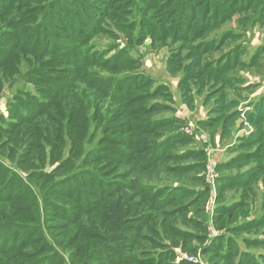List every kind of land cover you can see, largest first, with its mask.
Returning a JSON list of instances; mask_svg holds the SVG:
<instances>
[{
  "label": "trees",
  "instance_id": "1",
  "mask_svg": "<svg viewBox=\"0 0 264 264\" xmlns=\"http://www.w3.org/2000/svg\"><path fill=\"white\" fill-rule=\"evenodd\" d=\"M29 1L33 0H18L14 5L10 0L6 1L7 4L0 2V91L9 80L8 76L12 78L13 75H19L18 65L24 63V80L36 87L38 96L19 91L24 98H15L18 106L15 105L12 111H8L7 116H1V120L5 121L8 127L0 126V132L7 135L4 142L9 140L7 147H11L13 156L17 157L19 169L29 173L28 178L33 179L32 181L38 178L51 179V182L42 195V205H32L34 217L28 216L27 213L24 216L22 210L19 213L6 210V214H0V236L6 235L9 239L6 240L5 246L0 248V264H63L57 254L49 251L51 245L46 243H43L41 249L49 251L48 256L35 258L37 252L41 251L35 245L40 242L38 239H42L40 235L39 238L38 232H42L44 223L51 230L58 227L60 233L55 234L61 237L62 241L67 233H74L78 235V239H83L85 245L92 241L98 242L95 250L91 251V246L85 247L86 258H82L84 263L81 264H188L181 260L174 262V258H171L174 256V248L168 247L166 252H163L164 249L160 248L153 250L144 247L146 250H142V245L136 246L141 238L140 233L149 232L153 228L150 222L152 217L147 209L143 211L144 207L157 210L164 206L169 207L177 199L172 196L185 193L179 186L153 187L144 184L142 181L147 178L146 173L161 168L164 162H181L193 152L173 153L174 148L179 145H191L192 140L177 132L182 125L179 118L163 115L154 118L156 114L171 112L166 103L172 102L171 97L165 86L157 85L153 88L154 80L138 72V61L131 56V52L147 38L151 40V45L155 42L160 45L178 43V51L166 59L167 72L176 76L189 65L194 71L192 74H185L178 84L182 102L188 109L192 108L190 82L195 85L197 94L208 88L206 100L213 101L212 107L207 119L199 121L198 126L208 131L212 137L216 130H219L221 137H226L241 114L237 111L238 99H230L228 96L227 89L234 86L230 74L237 67L248 68L256 65L263 50L256 48L252 56L243 62L241 56L246 53V48L240 44L216 60L204 62V57L219 51L233 36L239 34L232 32L217 39H208V36L234 14L252 15V21L248 20L250 18L239 21L243 27L264 26V0H45L49 3L44 8L35 7L27 12ZM14 6L20 11L10 13L15 9ZM6 15L14 18L12 26L15 27V32H7L4 42L1 38L4 32L2 29L5 28L2 22ZM134 15L142 16L138 18L139 34L110 57H105L106 52L118 47L98 50L88 45L94 32L101 29L98 26L103 23L105 17L111 20L112 24L119 19L122 25L125 19ZM23 21H27L29 25L26 28L31 33L28 41L20 35L23 30L17 26ZM184 60H188V65ZM125 71L131 74L117 76ZM103 73L108 76H103ZM239 97L240 94H237V98ZM82 98L83 103L87 104L85 108L82 105L79 108L78 105L81 104ZM247 107L250 109L244 110L242 114L244 122L249 124L253 131L248 138L243 139L242 145L250 142L261 144L264 137V93L250 101ZM89 108L95 111L97 117L106 109L107 114L103 122L110 126L106 131L114 136L107 135L104 139L108 144L89 150L84 155L83 162L78 164L81 170L75 169L71 172L77 165L81 152H84L86 111ZM66 139L71 143L67 160L58 163L51 171L45 170V149L52 154V150L62 148ZM110 143H116V147L113 148ZM11 148L8 149L9 152ZM5 152L6 147L0 146L2 157H5ZM193 157L199 162L174 167L175 172L180 175L204 169L205 154L200 151L194 153ZM251 158L257 159L260 165L252 167L248 172H238L232 177H219L216 180L217 187H241L256 174H260L264 179V148L261 145L253 156L239 157L224 165H218L215 173L220 174L224 166L235 167L244 159ZM58 159L59 156L51 155L50 164ZM97 161L100 163L97 164ZM104 161L106 162L102 166ZM55 171L57 173H54ZM6 174L9 178L5 179L2 186L5 187L8 182L10 185L0 189V203L21 209L24 201L31 197L30 184L24 183L23 178L10 173L0 163V177L5 178ZM201 177L195 179L201 181ZM204 190L205 188L199 193ZM124 191L132 193L126 201ZM51 195L63 196L76 205L74 208H66L56 200H51ZM170 195L172 196L169 197ZM134 199L138 200L134 202ZM104 201L108 202L109 209L112 207L114 215L112 221L111 217L108 218L110 224L107 226L103 224L107 215L102 211L107 208L100 206ZM238 207V204L217 207L213 225H219L220 215H229L230 218L234 216ZM173 212L174 210L165 212L168 215H162L160 222L167 237H192L191 233L174 226L171 221ZM132 216L133 222H140V226L135 229L134 236L127 238L129 248L105 246V241H111V236L118 231L119 223ZM28 220L31 223L41 222L42 226L38 229L26 227L24 224H27ZM260 221L264 222V217L250 223L254 226L261 223ZM48 223L52 225L49 226ZM250 223L237 228L239 231L243 230ZM92 225L94 232L100 229L101 233L103 229L108 239L102 233H96L98 237L89 238L87 234L93 229ZM194 228L198 231V236L204 237L206 230L202 223L195 221ZM146 232L143 233V239H146ZM32 237L35 240L31 241ZM241 243L243 244L242 241ZM160 244L164 246V243ZM171 244L176 247L178 242ZM244 244L263 246L264 239L252 240L250 243L244 241ZM77 247L78 245L74 246L71 258L77 255ZM135 247H141V252ZM182 250L190 252L184 246ZM213 250L219 253L221 261H227L228 264H264V255H257L249 249L240 251L237 241L226 236V233L211 240L206 252ZM141 253H145L147 257L141 261L136 260L135 257ZM169 254L172 256L167 258ZM94 255L96 258H92Z\"/></svg>",
  "mask_w": 264,
  "mask_h": 264
},
{
  "label": "rangeland",
  "instance_id": "2",
  "mask_svg": "<svg viewBox=\"0 0 264 264\" xmlns=\"http://www.w3.org/2000/svg\"><path fill=\"white\" fill-rule=\"evenodd\" d=\"M6 1L9 2V0H0L1 3L7 4ZM18 0H10L12 4H16ZM49 3L45 0H33L29 1V5L27 8V12H30L31 9H35V7L38 8H44ZM34 7V8H32ZM97 7L100 8L99 5ZM13 12L20 11V9H17L16 6H14ZM17 11V12H18ZM115 13V11H113ZM43 14V13H42ZM11 16L5 17L3 19L2 25L5 26L2 30H4L1 38H3L4 42H6L7 32H15V27L12 26L14 18H10ZM142 17V16H140ZM139 15H134L132 18H127L125 21L122 22V25L119 23V19L117 21H113L115 23H110L111 20H109L107 17L103 19V23L99 25L98 27H101L100 30L97 32L95 31L92 35L91 39L89 40L88 45L90 44L95 49H108L111 48H117L112 49L111 51L106 52L105 57H110L113 55L117 50L123 48L124 44L131 42V39L134 37L136 38L139 34V27H138V18H140ZM30 18V17H27ZM244 18H250L248 20H254L251 14H234L228 21H226L224 24H222L218 29H216L214 32L210 33L208 36V39H217L222 37L225 34H231L234 32V34H239L237 36H233L231 40L219 51L211 53L204 57V62L207 60L214 61L219 56H223L225 52L233 50V47L236 45L242 44L246 48V53L241 56L242 61L248 60L250 56L255 52L257 49H262V56H260L256 62V65L249 66L248 68L243 67H237L235 70L230 74V78L233 80L234 86H231V88L227 89L228 96L230 99H238L239 105L237 107V111L241 112L240 119L236 121L233 128L229 131L228 135L226 137H221V133L219 130H216L213 137L208 131L202 130L198 126L199 121L206 120L208 117V112L210 108L212 107L213 101H207L206 100V94L208 92V88H204L201 92V94H197V89L195 85H193V82H190V88H191V95H193V105L191 109H188L181 99V94L178 89V84L180 83L181 79L185 76V74H192L194 71L191 68V65L187 67L186 70L182 71L176 76H172L167 72L166 69V59L173 53H176L178 51V43L171 44L165 43L167 45H160L159 42H155L154 45H151V40L146 39L144 42H142L141 45L137 47V49H134L133 52H131V56L134 59H137L138 61V68L140 73H143L146 76H149L152 78L155 82L153 85V88L158 85H163L166 88V91L169 92V95L171 97V101H167V106L171 109V112H164L159 113L154 116H170V117H177L180 120H182V125L180 126L178 133L182 134L185 137L191 138L192 144L191 145H179L177 148H174L173 153L174 154H188L193 152L190 157L186 158L185 160L181 162H173L168 161L164 162L161 165V168L155 169L150 173L147 174V178L142 181L144 184L151 186H179L182 187V190L185 191L184 195H170L169 197H177V199L171 203L169 207H162L160 209H153L152 207H144L143 211L146 209L149 211V214L152 218H150L151 226L153 227L152 230L149 232L142 231L140 234L141 238L138 240L137 245H142V250H146L144 247H147L149 249L153 250H159L164 249L163 252H166L168 247L174 248L173 249V257L172 255H168L167 258H174V262L177 261H183L188 264H228L226 261H221L219 258V253H217L215 250L212 252H206V249L208 248L210 242L212 239L218 237L219 235H223L226 233V236L234 238L237 241V246L240 251H250L255 252L257 255H264V245L263 246H248L249 244H246L245 246L244 241H250L256 240V239H264V222L260 221L258 225H251V221L257 220L261 217H264V179L261 177L260 174L254 175V178L251 181H248L245 185H242L241 187H224V188H218L216 184V180L219 177H232L238 172H248L250 169L256 168L259 164L258 160L255 158L251 159H244L243 161L239 162L235 167H231L229 165L224 166L223 171L218 174L215 173V168L219 165H224L228 162H231L232 160H236L239 157L244 158V156L251 155L253 156L256 151L258 150V147L261 145L264 148V137L262 139V143H253L250 142L247 145L244 144L243 139L248 138V136L252 133L253 129L251 126L244 122V117L242 115V112L246 109L250 101H252L254 98L259 97L261 94L264 93V26H255L249 25L247 27H243L239 24V21H241ZM119 23V24H118ZM131 23V24H130ZM1 25V26H2ZM118 25L119 27H116ZM15 26V25H14ZM17 26L23 30V32H20L21 36L26 37V41H28V36L31 34L29 33V30L26 29L29 27L27 21L19 22ZM121 26V27H120ZM6 36V37H5ZM1 40V39H0ZM8 43V42H7ZM132 51V50H131ZM186 52V51H184ZM184 54V53H183ZM184 56V55H183ZM207 61V62H209ZM184 63L188 65V60H184ZM20 68L19 75H13L12 78L7 77L6 84L2 87L0 91V126L2 128H7L8 124L6 122L1 120V116H7L8 111H12L13 107L16 105L18 106V103L15 101V98H20L24 94L29 93L30 95L38 96V93L36 92V87L34 85H31L29 83H26L24 80V75L26 74V65L24 63H21L18 65ZM100 71V70H99ZM101 73V71H100ZM99 73V74H100ZM131 72L125 71L121 72L120 74H117V76H123ZM133 73V72H132ZM101 75V74H100ZM103 76H108L106 73H103ZM22 91V93L20 92ZM237 94H240V97L237 98ZM24 98V96H23ZM83 98L81 100V104L79 105V108H81V105L85 108L87 106L86 103H83ZM155 100V99H154ZM157 100V99H156ZM90 101V100H89ZM107 103V101H106ZM90 101V105H91ZM86 111V110H85ZM107 114L106 109L104 110L103 114L100 115V117L95 115V111H92V108L87 109L86 111V119H87V132L85 135V145L83 147V154L81 152V156L79 157L77 161V165H75L71 172H74L75 169H78L79 171L81 169L78 168V164L80 162H83L84 155L89 150H94L97 148L98 145H105L106 138L108 136H114L112 135L108 130L110 126H107L106 123L103 122L104 116ZM14 117V116H13ZM97 117V120H96ZM14 120V118H12ZM15 121V120H14ZM264 124V121H263ZM115 137L118 138L117 135ZM109 138V137H108ZM7 139V135L1 134L0 132V146L1 148L6 147V155L5 157H2L0 155V163L6 167L10 173H13L14 175H19L20 178H23L25 181L24 183L30 184L31 187V197L29 200H25L22 206H20L21 209H18L14 205H2L3 203H0V214H6V210L11 211L13 210L14 213H19L21 210L28 214L30 217H34V211L32 208V205L38 204L42 205V195L44 194V191L50 186L51 179H42L38 178L36 181H32L33 179H30L27 177L29 176V173L26 171L22 172L19 168V163L17 161V157L13 156V150L11 147H7L9 144V140L4 142ZM112 140V137H110ZM214 140V141H213ZM113 142V141H112ZM214 142V144H213ZM108 144V143H106ZM116 143H110L109 145L115 148ZM96 147V148H95ZM11 148L10 152L8 149ZM71 150V143L69 139H66L64 141V144L60 150L54 149L52 150V154L48 152V149H45V160L47 165L44 167L45 170L51 171L52 168L54 169L55 166H57L58 163L67 160L69 156V151ZM202 151L205 154V160L204 163V169H200L199 171L193 170L189 172H185L183 174L180 173L178 175L177 172H175V168L177 166H187L192 165L195 163H198L196 159L193 157L194 153ZM56 157L59 156V159L55 162H52L50 164L49 157L50 156ZM106 161L102 162V166L105 164ZM97 164L100 163L99 161L96 162ZM19 166V167H18ZM23 166V165H22ZM173 167V168H172ZM105 168V167H103ZM172 168V169H169ZM58 171V170H57ZM59 171L60 168H59ZM54 173H57L56 171ZM56 175H54L55 177ZM59 176V175H57ZM201 177V181H198L195 179V177ZM9 178L8 174H6L5 178L3 176L0 177V189L3 190L4 188H7L10 185L9 184L2 186L5 182V179ZM60 178V177H57ZM55 178V180H57ZM112 179V177L110 178ZM125 183H128L127 181H124ZM14 188V187H13ZM19 188V187H18ZM15 188V189H18ZM203 188H205L203 193H199ZM85 190V189H84ZM132 193L125 192L124 191V197L125 201ZM186 195V196H185ZM27 197V196H26ZM51 200H56L58 203L63 204L66 206V208H72L75 205L72 202H69L67 198L63 196H49ZM138 199H134L133 201H137ZM124 203V202H123ZM100 206L106 207L107 209L102 210L105 213V216L107 217L104 219L103 224L107 226L110 224V221H108V218L111 217V221L113 220V209H109L108 202L104 201L100 203ZM238 204V210H236V213H234L231 218L229 215H220V223L216 227L213 225V220L217 216L215 214V209L221 205L231 206V205H237ZM36 206V205H34ZM10 207V208H8ZM73 207V208H74ZM32 208V209H31ZM149 208V209H148ZM174 210L171 221L174 224L175 227L178 229L187 231L191 233L193 236L189 238H178L176 236V239H172L171 236L167 237L166 232L164 229L160 226V222L163 217H165V212ZM140 213H142V209L140 210ZM138 215V213H137ZM27 217V218H30ZM219 218V217H218ZM132 217H126L125 221H121L119 224L118 231L114 232L115 234L111 236V241L106 240V245L115 246L116 248H129L127 247V238L134 236L135 229L140 226L138 222H133L134 220ZM131 220V221H126ZM57 221V220H56ZM55 221V222H56ZM198 221L202 223V226L205 227L206 233L204 237H201L202 235L198 236V231L196 232V229L194 228V222ZM43 222H45V219H43ZM59 222V221H57ZM130 222V223H129ZM82 223L83 220H82ZM245 223H250L248 226L243 230H238V226L244 225ZM16 224V223H14ZM21 225V224H17ZM26 227H33L38 229V227L42 226V223L35 222L31 223V221L28 220L27 224H24ZM48 225H52L51 223H48ZM78 225L76 224V228ZM45 228V229H43ZM93 228L88 232V237H98L96 235L100 233V229H97L96 232H94V225H92ZM112 228V227H111ZM220 228V229H218ZM35 229V230H36ZM65 230V228L63 229ZM116 229L113 227V231ZM18 231V230H17ZM98 231V232H97ZM38 232V231H37ZM59 232L60 229L58 227H55L53 230L51 228L47 227L44 223V227H42V232H38V236L40 235L42 239H38V242L35 246L36 248H42L43 243L46 245H51L49 250L51 253L57 254L58 258L61 259L63 264H81L84 263L82 258H86L85 256V250L87 246H91V251L95 250V246L98 242L92 241L86 243V245L83 243V239H78V235H75L74 233H67L65 235V238L63 241L61 240V237H58L55 233ZM146 232L147 236L146 239H143V233ZM101 233L104 234V230H101ZM100 233V234H101ZM171 234V233H169ZM1 235V234H0ZM81 236V235H79ZM106 239H108L107 235ZM34 238H37V236H34ZM110 238V237H109ZM86 239V238H85ZM6 240H9L6 235L0 236V248L4 247L7 243ZM31 241L35 240L30 239ZM243 242V244L241 243ZM164 243V246L160 244ZM172 243L178 242V245L176 247H172ZM83 243V244H82ZM78 245V251L77 255H74L75 258L72 257V253L74 252V246ZM103 246V244H102ZM130 246V245H129ZM182 246L188 248L190 252L182 250ZM136 250H139L140 248L135 247ZM85 249V250H84ZM49 251H45L41 249L36 254L35 258L42 257V256H48ZM122 253V251H119ZM127 251H125L126 253ZM138 252H141L139 250ZM130 257V255H129ZM147 257V255L144 253H141L137 255L135 258L136 260H143ZM92 258H96L95 255L92 256ZM239 258V257H236ZM63 259V260H62ZM233 262L235 261L232 259ZM231 261V260H230ZM167 264V263H166Z\"/></svg>",
  "mask_w": 264,
  "mask_h": 264
},
{
  "label": "built area",
  "instance_id": "3",
  "mask_svg": "<svg viewBox=\"0 0 264 264\" xmlns=\"http://www.w3.org/2000/svg\"><path fill=\"white\" fill-rule=\"evenodd\" d=\"M250 108H248V107H246V109L245 110H249ZM243 115V114H242Z\"/></svg>",
  "mask_w": 264,
  "mask_h": 264
}]
</instances>
